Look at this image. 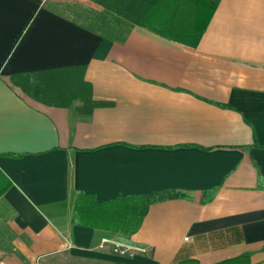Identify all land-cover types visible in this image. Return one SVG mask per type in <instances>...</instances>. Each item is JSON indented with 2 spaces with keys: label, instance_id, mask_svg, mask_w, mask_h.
Listing matches in <instances>:
<instances>
[{
  "label": "crops",
  "instance_id": "0c3cea01",
  "mask_svg": "<svg viewBox=\"0 0 264 264\" xmlns=\"http://www.w3.org/2000/svg\"><path fill=\"white\" fill-rule=\"evenodd\" d=\"M0 170V264H264V0H219L196 46L94 0H0ZM162 190L190 197L131 235L71 222L76 191Z\"/></svg>",
  "mask_w": 264,
  "mask_h": 264
},
{
  "label": "trees",
  "instance_id": "16d2710c",
  "mask_svg": "<svg viewBox=\"0 0 264 264\" xmlns=\"http://www.w3.org/2000/svg\"><path fill=\"white\" fill-rule=\"evenodd\" d=\"M100 6L117 14L120 21L142 26L160 36L180 43L196 46L206 28L208 20L217 8L219 0H94ZM19 77L14 78V85L24 91L37 95V89L24 83H18ZM76 95L68 90L67 105H71ZM84 111L107 105L106 102L96 101L92 96L80 98ZM11 155V154H8ZM11 180L0 170V197L11 186ZM190 197L181 190H162L148 194L123 195L119 194L109 200H97L96 196L84 191H76L71 196L72 216L74 225H82L111 231L117 234L131 235L141 226L150 206L154 203L170 199ZM209 199L204 197L202 202Z\"/></svg>",
  "mask_w": 264,
  "mask_h": 264
},
{
  "label": "rangeland",
  "instance_id": "374dc122",
  "mask_svg": "<svg viewBox=\"0 0 264 264\" xmlns=\"http://www.w3.org/2000/svg\"><path fill=\"white\" fill-rule=\"evenodd\" d=\"M65 9L70 12H75L76 15H78L81 20L88 24L92 25V27L97 28L99 31H111L115 30L118 33H121L122 29H118L117 23L111 18L110 15H106L103 13H100L99 11H96L91 8H86L83 5L75 4V3H65ZM115 27V29H113ZM122 249H118V251H121Z\"/></svg>",
  "mask_w": 264,
  "mask_h": 264
},
{
  "label": "built area",
  "instance_id": "2783aa9c",
  "mask_svg": "<svg viewBox=\"0 0 264 264\" xmlns=\"http://www.w3.org/2000/svg\"><path fill=\"white\" fill-rule=\"evenodd\" d=\"M109 242L115 244L117 247H123V248H125V249H127V250H130V249H131V247H129L128 245H123V244H121V243H117V242L110 241V240H109ZM67 246L70 247V244H68Z\"/></svg>",
  "mask_w": 264,
  "mask_h": 264
}]
</instances>
